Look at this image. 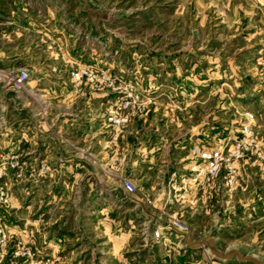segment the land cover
<instances>
[{"label":"rangeland","instance_id":"1","mask_svg":"<svg viewBox=\"0 0 264 264\" xmlns=\"http://www.w3.org/2000/svg\"><path fill=\"white\" fill-rule=\"evenodd\" d=\"M37 4L54 10L55 28L64 25L86 45V54L76 60L52 41L37 52L42 58L53 53L47 61L68 76L74 93L110 94L105 108L125 92L138 95L136 108L147 112L151 135L163 131L172 138L188 131L195 144L210 145L242 140L243 156L231 162L232 185L199 196L196 204H188L195 209L188 207L182 218L193 238L206 235L221 251L231 245L234 255L242 252L244 257L234 256L230 264H264V0ZM43 20L38 18V24ZM113 58L111 66L103 64ZM0 68L30 73L24 65ZM75 71L81 72V83L73 79ZM30 78L31 73L25 88L13 92L22 102L37 98L39 108H50L40 91L33 95ZM25 116H20L19 132L28 135ZM246 122L247 134L241 132ZM13 131L7 136L13 138ZM28 148L24 140L0 144V264H190L188 255L163 262L136 251V240L116 238L122 224L99 220L106 214L123 219L125 206L107 205L88 193L87 184L94 182L92 160L85 162V175L83 166L71 173L58 162H34ZM105 163L97 162V170L126 176L125 165ZM106 180L119 185L118 178ZM200 264L219 263L209 257Z\"/></svg>","mask_w":264,"mask_h":264},{"label":"crops","instance_id":"2","mask_svg":"<svg viewBox=\"0 0 264 264\" xmlns=\"http://www.w3.org/2000/svg\"><path fill=\"white\" fill-rule=\"evenodd\" d=\"M47 1L61 0H0V64L29 67V85L34 89L31 92L34 95V92L40 91L43 100L50 103L48 114L42 116L41 108L36 104L40 99L22 102L17 93L0 84V130H5L0 131V144L17 145L24 140L29 145L28 153L34 162H58L60 166L70 167L71 170L67 171L71 173H77L83 166L81 174L85 175V162L92 160L94 182L87 184L88 193L92 192L95 199H103L102 202L107 205L115 206L119 202V207L125 206L122 210L123 219L106 214L99 220L103 223L109 221V224L114 223L116 226L122 224L123 232L116 235V238L124 235L126 242L136 240V251L162 258L163 262L167 257L188 255L190 264L203 263L209 257L219 264H230L232 257H244L237 248L238 252L234 255L231 245H227L222 251L217 249L214 243H209L211 237L206 235L193 238L187 232L175 230L169 233L167 246L155 241L152 230L156 225L164 223L159 210L167 197V180L172 171L186 170L190 149L195 142L188 131L172 138H168L163 131L153 132L151 135V122H148L147 112L132 118L128 128L119 134L107 127L105 115L109 108L103 105L111 103L110 94L86 96L85 93H74L68 86V76L60 73V69L51 64L50 60L47 61L53 57V53H50L49 58H42L38 54V50H46L51 41L62 49L67 48L66 57L70 59H81L87 50L82 39L64 25L55 28L56 25L52 23L54 10L46 4L43 8L37 4ZM38 18L45 20L38 24ZM113 63L114 58L103 61L104 65L111 66ZM155 111L156 108L152 109L153 113ZM21 114H25L28 119V126L25 128L28 135L26 131L19 132ZM44 119L49 127L45 126ZM135 121L139 123L136 124ZM13 130L18 132L14 133ZM12 131L13 138L7 136ZM115 148L127 153L125 174L135 182L136 194L128 195L120 184H107L102 171L97 170V162H106L105 165L110 163ZM98 179L102 182L98 183ZM82 188H85L84 184ZM145 195L153 200L152 204L143 200ZM239 203L245 204L243 201ZM188 207L192 206L185 204L183 208H179L172 204L167 210L177 211L182 218L188 212ZM101 210L100 208L98 211Z\"/></svg>","mask_w":264,"mask_h":264},{"label":"built area","instance_id":"3","mask_svg":"<svg viewBox=\"0 0 264 264\" xmlns=\"http://www.w3.org/2000/svg\"><path fill=\"white\" fill-rule=\"evenodd\" d=\"M29 75L30 73L27 68H21L15 72L0 68V84L12 91H20L25 88ZM72 77L78 83H81V72H72ZM137 98L138 95L125 92L120 100H116L105 115L106 126L112 128L116 134H119L135 115L142 114L144 108H136L138 106ZM47 114L48 108H41V115L46 116ZM251 118L252 114L249 113L246 121H249ZM43 122L45 126L49 127L45 119ZM248 128V122L244 123L241 132L247 134ZM241 142L242 140L230 144L222 142L211 145L193 144L191 146L186 170L183 172L172 171L167 180V197L159 210L160 218H162L164 223L156 225L152 230V236L155 241L167 246L170 240V232L175 230L186 232L188 230V225L177 211L170 212L167 210L169 205L174 204L179 208H183L185 204L194 205L199 196H212V193L218 191L220 188L232 185L234 176L231 175V162L243 156V152L240 150ZM127 158L126 152L120 153L119 148H115L114 154L110 158V163L116 162V165L123 166ZM262 160L264 164V156H262ZM2 167L5 168V165H2ZM117 168L114 170L117 171ZM103 175L106 178L107 176L118 178L119 184L128 195L137 193V186L130 177L121 173L112 174L110 170L106 169H103ZM97 182L101 183L102 181L98 179ZM143 200L149 205L153 203V200L147 195L143 196Z\"/></svg>","mask_w":264,"mask_h":264}]
</instances>
